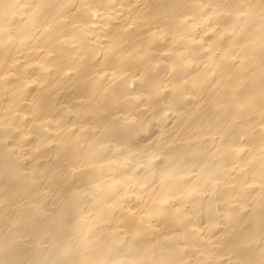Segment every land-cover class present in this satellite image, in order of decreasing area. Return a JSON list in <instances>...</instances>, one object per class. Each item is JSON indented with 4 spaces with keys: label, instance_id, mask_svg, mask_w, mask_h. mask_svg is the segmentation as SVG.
Returning <instances> with one entry per match:
<instances>
[{
    "label": "bare ground",
    "instance_id": "bare-ground-1",
    "mask_svg": "<svg viewBox=\"0 0 264 264\" xmlns=\"http://www.w3.org/2000/svg\"><path fill=\"white\" fill-rule=\"evenodd\" d=\"M0 264H264V0H0Z\"/></svg>",
    "mask_w": 264,
    "mask_h": 264
}]
</instances>
